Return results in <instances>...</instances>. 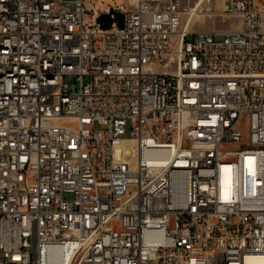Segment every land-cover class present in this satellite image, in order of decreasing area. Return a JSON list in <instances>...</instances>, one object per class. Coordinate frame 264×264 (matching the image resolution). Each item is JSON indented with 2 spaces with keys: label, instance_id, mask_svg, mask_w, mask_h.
Here are the masks:
<instances>
[{
  "label": "built area",
  "instance_id": "obj_1",
  "mask_svg": "<svg viewBox=\"0 0 264 264\" xmlns=\"http://www.w3.org/2000/svg\"><path fill=\"white\" fill-rule=\"evenodd\" d=\"M180 1L0 0V264L264 255V0H223L220 33Z\"/></svg>",
  "mask_w": 264,
  "mask_h": 264
},
{
  "label": "rangeland",
  "instance_id": "obj_2",
  "mask_svg": "<svg viewBox=\"0 0 264 264\" xmlns=\"http://www.w3.org/2000/svg\"><path fill=\"white\" fill-rule=\"evenodd\" d=\"M65 2H72L75 0H64ZM199 0H181V8L183 9V16L181 20V26L186 27L187 31L190 33H196V32H226L228 30L234 27L239 26L240 19L231 16L222 17L220 15L222 8H223V0H215L216 2V13L215 14H208L205 13V7L203 4V0L198 10L196 11V5L198 4ZM197 2V3H196ZM260 2L258 1V5ZM96 10L103 11L104 6L102 5H96ZM194 9V10H193ZM202 10V13H201ZM194 11V13H192ZM201 13V14H198ZM198 15L197 18L191 16ZM188 20H190L188 22ZM222 39V36H216L215 40L219 41ZM65 87L68 91H70L75 86L71 81H66L64 83ZM95 129L105 130V128L98 127L97 125L94 126ZM135 145L136 141L135 139H131L128 135V133L123 136L120 140L115 142L114 144V157L116 161L126 163L130 169H133L136 167V153H135ZM230 148H236L239 147V145H228Z\"/></svg>",
  "mask_w": 264,
  "mask_h": 264
},
{
  "label": "bare ground",
  "instance_id": "obj_3",
  "mask_svg": "<svg viewBox=\"0 0 264 264\" xmlns=\"http://www.w3.org/2000/svg\"><path fill=\"white\" fill-rule=\"evenodd\" d=\"M201 2H202V0L198 1V4L196 5V11L198 10L197 8L201 4ZM192 13H194V11ZM197 16L198 15H193L192 14L191 18H193V17L197 18ZM189 21L190 20H188V22ZM184 32H187L186 27H184ZM6 110H13V102H6ZM244 264H264V255H250V256H246L245 260H244Z\"/></svg>",
  "mask_w": 264,
  "mask_h": 264
},
{
  "label": "water",
  "instance_id": "obj_4",
  "mask_svg": "<svg viewBox=\"0 0 264 264\" xmlns=\"http://www.w3.org/2000/svg\"><path fill=\"white\" fill-rule=\"evenodd\" d=\"M114 19L117 22L118 27L121 29L122 28V21H123L122 15L115 14ZM98 21L103 23V25L101 26L102 29H107L110 26V24L112 23V19L110 18V15H101L98 18Z\"/></svg>",
  "mask_w": 264,
  "mask_h": 264
}]
</instances>
